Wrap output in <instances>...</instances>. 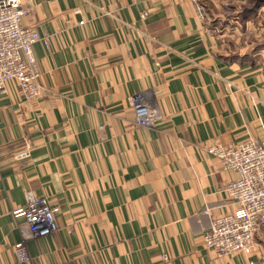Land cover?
I'll use <instances>...</instances> for the list:
<instances>
[{
    "label": "crops",
    "instance_id": "0c3cea01",
    "mask_svg": "<svg viewBox=\"0 0 264 264\" xmlns=\"http://www.w3.org/2000/svg\"><path fill=\"white\" fill-rule=\"evenodd\" d=\"M20 1L49 45L32 46L40 96L0 90V264H17L27 193L57 228L22 264H264V242L224 255L202 238L237 206L236 173L204 147L264 137V64L232 58L193 0ZM139 92L153 126L135 122Z\"/></svg>",
    "mask_w": 264,
    "mask_h": 264
},
{
    "label": "built area",
    "instance_id": "2783aa9c",
    "mask_svg": "<svg viewBox=\"0 0 264 264\" xmlns=\"http://www.w3.org/2000/svg\"><path fill=\"white\" fill-rule=\"evenodd\" d=\"M193 2L203 19L202 5L199 0ZM74 11L78 12V8ZM26 12L20 0H0V90L11 82L25 98L33 99L43 93L44 87L32 46L42 41L48 48L49 38L22 23ZM146 14L142 11L141 17ZM78 23L83 24V21ZM130 103L137 124L153 126L159 119L157 107L143 92L130 96ZM204 150L218 159L222 169L236 173L235 178L223 185V190L237 206L212 219L202 235L203 242L218 254H249L258 242H264V137L229 144L216 142L206 145ZM28 154L26 147L16 156L22 158ZM16 212L22 214L26 222L22 239L14 245L16 262L22 264L30 261L26 241L56 230L57 207L45 195L27 193L25 204Z\"/></svg>",
    "mask_w": 264,
    "mask_h": 264
},
{
    "label": "rangeland",
    "instance_id": "374dc122",
    "mask_svg": "<svg viewBox=\"0 0 264 264\" xmlns=\"http://www.w3.org/2000/svg\"><path fill=\"white\" fill-rule=\"evenodd\" d=\"M232 58L264 64V0H199Z\"/></svg>",
    "mask_w": 264,
    "mask_h": 264
}]
</instances>
